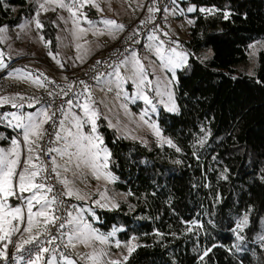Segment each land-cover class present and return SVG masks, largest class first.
Here are the masks:
<instances>
[{
	"label": "trees",
	"instance_id": "16d2710c",
	"mask_svg": "<svg viewBox=\"0 0 264 264\" xmlns=\"http://www.w3.org/2000/svg\"><path fill=\"white\" fill-rule=\"evenodd\" d=\"M3 3L0 26L17 27L35 11L32 0ZM189 4L214 5L233 15L229 20L220 14L204 18L199 12L187 13ZM181 8L184 16L195 20L186 41H181L190 59L178 71L179 112L160 118L163 135L181 151L115 139L117 133L100 119L104 144L112 152L109 169L116 177L111 195L120 207L97 210L100 220L95 226L104 232L123 227L118 239L123 242L135 235L147 245L133 253L128 264H197L193 248L212 244L222 247L213 249L208 264H264V247L256 239L264 232V50L257 55L254 74L240 70L249 63V45L264 40V0H184ZM86 12L97 16L91 6ZM167 24L160 27L162 38ZM54 30L46 24L42 32L56 47ZM70 72L74 71L64 73ZM208 132L207 142L200 146L199 139ZM0 134L14 135L4 126ZM0 145L6 142L0 140ZM224 174L227 180L221 178ZM128 192L134 195H123ZM246 212L250 226L240 241L231 229ZM193 221L203 228L187 232ZM156 231L165 233L163 239ZM235 245L242 250L236 251Z\"/></svg>",
	"mask_w": 264,
	"mask_h": 264
},
{
	"label": "snow or ice",
	"instance_id": "6c2138e0",
	"mask_svg": "<svg viewBox=\"0 0 264 264\" xmlns=\"http://www.w3.org/2000/svg\"><path fill=\"white\" fill-rule=\"evenodd\" d=\"M32 2L35 5L34 14L30 19L19 24L20 30L26 31L34 24L37 30L42 31L44 28L40 20L42 13L56 12L58 9L68 12L67 18L62 15H58L57 18L65 24L71 22L70 33L77 41L76 59L81 62H83V56L80 52L84 45L78 41L88 32H92L93 35H109L116 38L118 33L125 30V25L114 19L101 18L96 21L88 18V14L83 11L84 7L91 6L97 13H102L104 9L101 7L100 0H32ZM107 2L110 4V0ZM170 4L171 9L168 6L164 8L165 20L168 15L177 13L181 16L185 15V9L179 7L178 0H170ZM137 6L144 7L143 3L139 2ZM5 7L3 0H0V10ZM159 11L161 9L157 6V0H152V4L147 7L149 15L141 21V27L147 23L154 24L155 14ZM186 12H199L204 18L220 14L224 20L231 19L233 15L231 11L214 5L198 8L194 4H189ZM244 18L246 19L247 16L245 15ZM82 21L88 27H82ZM187 22L194 25L195 20L191 19ZM98 25H103V28ZM8 31L7 25L0 26V44H6L10 39ZM160 31L159 25H156L151 29L150 34L146 35L147 44L144 45L146 55L143 57L139 55L137 49L126 47L115 60H97L96 64L103 63L111 70L106 74L98 73L92 79L101 92L109 93L115 89L116 98L123 96L124 100L129 99L124 91V85L131 81L136 88L134 100L141 99L148 106L140 115L139 121L152 131L159 147L167 145L176 152H180L181 149L173 140L163 135L159 124L145 119L149 116V112L157 113L158 104L163 105L168 112H179L172 85L178 83L176 70L188 65L189 53L182 49L178 41L170 38L167 41L161 39L158 35ZM139 34L140 30L136 29L127 39L133 40V37H136L133 43H140ZM163 35L169 34L163 32ZM56 39L59 41L60 37ZM39 40L48 49L47 55L63 68L64 65L58 58L59 53H54L52 50V41L45 40L43 35L39 36ZM249 48L251 49L250 57H255L258 48L264 50V40H257L250 44ZM88 51L89 49H84L85 54ZM125 52L127 55H124ZM152 56L155 59H151ZM12 58L10 45L7 53L0 49V71L9 70L8 78L17 82L30 83L37 88H45V82L55 83L49 81L43 73L34 76L32 72L22 68L9 69ZM144 61L148 62L147 65ZM122 69L126 75H122ZM168 73L172 74L171 78ZM150 76H154L155 79H150ZM78 83L82 85V88H76L77 82H71L67 86V91L64 88H60L59 92L48 91L50 99L43 104L40 97L25 96L21 93L0 94V108L9 106L15 109V111L0 112V126L10 128L15 133L12 136L0 134V140L6 142V146H0V264H128L133 253L139 248L147 247L139 243V238L135 235L123 242L115 239L113 243L117 233L124 231L123 228H113L105 234L98 228H94L86 219L85 212L96 220H100L91 207L84 208L66 203L65 198L75 197L76 200L81 201L89 198L81 194L80 189L74 187V181L66 175L69 172L73 177H81L84 174L83 169L87 168L97 180L101 178L108 182L116 180L111 172L106 171L109 168L112 152L104 145L103 137L98 134L97 120L101 112L96 105L104 101L98 102L95 99L92 85L84 80ZM74 88L75 91H73ZM69 92L72 93L70 97ZM149 92L153 94L149 95ZM58 97L62 99L61 103H56ZM156 98L159 99L154 102ZM37 105L40 106L37 108ZM25 107L35 111L26 112ZM121 107L125 110V114H129L127 104H122ZM77 109L82 112V115L77 114ZM104 119L108 120V117L105 116ZM86 125L91 126L90 133L87 134L83 131ZM137 126L139 127L140 124ZM108 127L120 131V128L111 120H108ZM201 131L204 129L201 128ZM208 136L210 132L199 139L200 146L207 142ZM132 138L136 139V137ZM141 142L144 143L143 140ZM145 146H147L146 143ZM45 157H51V159L46 160ZM261 171L264 172V169ZM221 178L227 180L228 177L224 174ZM261 179L264 180V176ZM99 195L100 198L93 202L97 207L109 210L120 207L115 198L108 195L107 189ZM123 195L134 194L128 192ZM249 226L250 212H246L236 220L235 227L231 231L238 240L244 241L245 237L241 233ZM194 228H203V224L193 221L186 231L192 232ZM155 235L163 239L165 233L156 231ZM171 235L175 236L176 233L173 232ZM256 239L261 247H264V232H261ZM78 245H83L91 251L76 252ZM216 247H222V245L212 244L202 249L194 247L193 251L197 253V264H208L206 258ZM112 248L117 250L123 248L124 251L112 252ZM235 248L236 251L242 250L239 245H235Z\"/></svg>",
	"mask_w": 264,
	"mask_h": 264
},
{
	"label": "rangeland",
	"instance_id": "374dc122",
	"mask_svg": "<svg viewBox=\"0 0 264 264\" xmlns=\"http://www.w3.org/2000/svg\"><path fill=\"white\" fill-rule=\"evenodd\" d=\"M182 1L184 0H178V4L180 8ZM138 2L143 3L144 7L143 8L138 7L137 6ZM100 4L101 7L104 9V11L102 13L96 12L97 13L96 17L88 15V18L96 21H99L101 18L114 19L118 23L124 24L125 30L121 33H118L116 38H113L109 35H93L92 32H88L87 35L83 37V39L78 41L80 44L84 45V48H82L80 52V54L83 56V62H81V60L76 59V56L78 55L75 47L77 41L70 33V30L72 29L71 22L65 24L57 18L58 15H62L65 18H67L69 16V13L58 9L56 12L49 11L47 13H42L40 16V20L44 25L46 24L52 25V27L55 29L54 30L55 36L60 37L59 41L56 39V47H53L52 45V50L54 53L55 52L59 53L58 58L60 59L64 67L61 68L60 66H58L55 63V61H53L52 58L47 55L48 49H46L43 43L39 40L40 35H43L45 40H47L45 37V33H43L41 30H37L33 24L30 28H28L26 31L23 32L20 30L19 25L13 28L8 27L9 28L8 36L10 37V39L6 44H0V49H3L7 53L9 51V45L11 46V55L13 58L9 63V69L13 67L22 68L25 69L26 71L32 72L34 76L43 73L44 76H46L50 80L59 79L60 76L64 74V72H66L67 70L75 71L82 69L86 67V65L90 61L100 56L110 46H113L126 33V31L132 29V27L136 26L138 23L144 20L149 15V13L147 12V7L151 4V2L150 0H110V4H109L107 0H100ZM83 11L86 12V6L84 7ZM28 19L30 18H25L24 20H28ZM24 20L21 23H23ZM188 20H190V18L186 16H181L178 13L176 15H168L167 18L168 28L166 32H168L169 35L165 36V38H162L160 36L161 39L167 41L170 38L171 40L175 39V41L178 42L186 41L187 32L190 28V24L187 22ZM53 21H55V23H53ZM82 27H88V25L86 23H83L82 21ZM98 27L103 28V25H98ZM85 41H87V43H85ZM146 44L147 42L145 43V45ZM165 46L167 47L168 45ZM85 48L89 49V51L86 54L84 52ZM137 51L141 57L146 55L145 47ZM259 51L260 49L258 48L255 57H250L249 63L246 64L245 66H241L240 70L244 71L247 74L249 73H251V75L254 74L256 68V58ZM250 52L251 49L249 48L248 54ZM151 59H155V57L152 56ZM189 59H188V63H189ZM144 62L147 65L148 62L147 61ZM182 69L176 70V74H175L176 79L178 77V71ZM8 71L9 70L0 71V77L2 75H5L4 82L0 81V94L12 95V92L11 93L1 92V87L5 85H16L26 88L30 87V83L17 82L8 78L7 75ZM121 73L122 75H126L123 69L121 70ZM168 76L169 78H171L172 74L168 73ZM149 78L153 80L155 79L154 76H150ZM175 86L176 83L172 85L176 98ZM124 91L128 94L129 99L127 100H124L123 96L117 99L115 96V92H116L115 89L113 90V92L105 93V92H101L99 88H97L96 86L94 87L93 94L95 99L98 102L101 100L104 101V103H97L96 105V107H98L101 112V116L97 120L98 134L101 135V132L99 130V121L100 119H104V117L107 116L108 120H111V122L114 125H117L120 128V131L118 132L116 131L115 128L109 127L111 130L115 131L117 133V136L121 137V139H125L127 141H137L143 145H145L146 143L147 147L149 148L159 147L157 143V138L154 136L152 131L146 125H143L142 122L139 121L140 115L143 114V110L148 106H146L143 100L141 99L134 100V97L136 95L135 85L131 81H128L124 85ZM152 94L153 93L149 92V95ZM158 99L159 98H156L154 102L158 101ZM176 103L178 105L177 98H176ZM122 104H127L129 114H125V110L121 107ZM38 107L39 106L37 105V108ZM3 111H15V109H11L9 106H5L4 108H0V112ZM24 111L26 112L35 111V109H29L25 107ZM166 113L177 114V113L168 112L163 105L158 104L157 113L149 112V116H146L145 119L146 120L150 119V122L154 121L160 126V118L162 117L163 114ZM79 115H82V113ZM104 120L108 126V120L106 119ZM138 124H140L139 127L137 126ZM90 127H91L90 125H86L83 131L86 134L90 133ZM5 128L7 129V131L8 129L9 131H12L10 128L7 127ZM12 133L15 135L13 131ZM125 136L127 138H123ZM132 137H136V139H133ZM142 140L144 141V143L141 142ZM106 171L111 172L109 168ZM83 173L84 174L81 177H73L71 172L67 173L66 175L69 177V179L74 181V187L80 189L81 194H84L89 197L87 200L84 201L76 200L77 206H82L84 208L91 207L95 211L96 217H98L97 210H101L104 208L97 207L93 202L100 198L99 194L104 192L105 189L108 190L109 196L114 197L111 195V191L115 186L116 180L115 182H108L103 178L97 180L93 177L90 170L87 168L83 169ZM114 198L115 200H117V197ZM13 203H15V201H13ZM101 203H104V201H101ZM85 217L93 225L94 228H97L95 226V223H97L98 220H96L87 212H85ZM113 228H123V227H113ZM112 230L113 229H111L110 231ZM101 232L105 234L108 233L104 231ZM119 233L120 232H118L117 236L113 239V243L115 239H118ZM97 247H99V245H97ZM75 251L80 253H87L91 251V249L86 248L83 245H78ZM120 251H124V249L121 248L113 252H120ZM73 256L75 258V253H73Z\"/></svg>",
	"mask_w": 264,
	"mask_h": 264
},
{
	"label": "built area",
	"instance_id": "2783aa9c",
	"mask_svg": "<svg viewBox=\"0 0 264 264\" xmlns=\"http://www.w3.org/2000/svg\"><path fill=\"white\" fill-rule=\"evenodd\" d=\"M157 6L161 9V11L157 12L155 14V23H147L144 24L141 27V23L138 24L137 26L132 27V29H129L126 31V33L113 45L110 46L108 49H106L100 56L96 57L92 61H90L86 67L79 69L74 72L70 73H64L60 76L59 79L56 80H50L49 81H54L55 83H46L45 88H37L33 85L30 84L29 88L26 87H21V86H16V85H5L1 87V92L2 93H21L24 94L25 96H33V97H40L41 98V103L43 104L44 102L48 101L50 98L48 96V91L52 92H59L60 88H64L65 91L68 90V85L71 82H77L76 88H82V85H80L78 82L81 80L86 81L89 85L93 86V89L95 87V81L92 79L94 75H97L98 73H107L111 69L107 68L106 65L103 63L101 64H96L97 60L100 61H109V60H115L117 55L119 53L123 52L124 49L127 48H135L137 50H141L144 48L145 43L147 42L146 40V35L150 34L151 29H153L156 25H159V28L161 26H164L167 23V20L164 19V16L166 13L164 12L165 6H168L169 9H171V4L170 0H157ZM136 29L140 30L139 34V40L140 43H133V40L136 39V37H133V40H128L127 38L132 34V32ZM160 34V32L158 33ZM181 45L182 49L186 52H189V48L186 43L179 42ZM124 55H127L125 52ZM95 69V71H93ZM59 86V87H57ZM75 91V88L73 89ZM72 95L71 92H69V97ZM94 95V94H93ZM62 99L60 97L57 98L56 103H61ZM40 106V105H38ZM77 114H81L82 112L77 109ZM46 127H48L46 125ZM47 138H45L46 140ZM43 143V141L41 142ZM46 160H50L51 157H45ZM55 183V181H53ZM59 187V185H57ZM66 203L72 204V205H77L75 197L69 199L65 198ZM55 231V229H53Z\"/></svg>",
	"mask_w": 264,
	"mask_h": 264
}]
</instances>
